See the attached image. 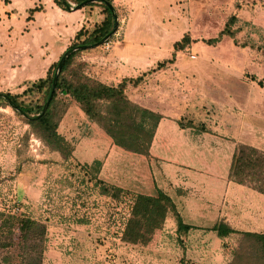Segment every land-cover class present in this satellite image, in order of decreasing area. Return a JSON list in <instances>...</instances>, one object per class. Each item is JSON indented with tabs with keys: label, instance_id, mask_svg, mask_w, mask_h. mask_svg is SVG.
<instances>
[{
	"label": "rangeland",
	"instance_id": "rangeland-1",
	"mask_svg": "<svg viewBox=\"0 0 264 264\" xmlns=\"http://www.w3.org/2000/svg\"><path fill=\"white\" fill-rule=\"evenodd\" d=\"M50 2L65 10L53 0L35 6V9L48 11L44 21L39 17L42 25L40 23L35 30L25 27L29 23L24 22L21 14H16L18 19L6 20L7 14L2 16L0 12L1 93L21 94L27 83L44 78L49 66L60 57L56 59L57 52L43 56V45H39V40L44 38L43 33L66 35L64 28L68 30L73 26L74 19H66L63 28V24L55 20ZM263 2L254 0L252 6L245 5L238 13L236 0H114L119 33L116 31L109 38L108 47L105 43L99 46L109 48L115 43L120 44V35L125 29L139 34L140 43L152 45L157 52L146 54L144 67L136 71L135 76L125 77L136 80L127 83L129 98L213 96L203 109L191 105L189 117L192 120L182 118L181 121L192 124L199 119L206 128L221 130L233 137H237L239 128L248 124L246 137L256 144H264ZM30 8L31 5L27 10V21L33 19ZM78 10L85 14L82 25L87 23L89 26L93 20L100 22L104 16L99 8H96L95 16L90 17L82 8ZM232 14L238 17L232 26L234 39L225 35L216 44H207L205 40L217 36ZM58 17L65 20V12ZM8 30L14 40L2 53V44L6 46L9 40ZM185 35L188 41L182 48L175 49L174 43ZM99 46L86 48L76 58L91 77L90 60L87 62L81 55L97 50ZM147 61L150 67L146 66ZM100 62L105 63L103 59H99ZM227 96H240V101L236 103L232 97L231 106ZM58 99L62 110L65 108L62 119L74 101L62 95ZM236 104L240 107L238 110ZM16 112L0 97V211L29 215L45 226V234L38 243L37 260H27L17 248L11 250L19 264H181L173 251L176 236L171 220L157 230L146 245L122 242L120 231L129 197L121 194L113 199L101 193L99 185L89 180L91 174L80 167L87 163L78 162L73 151L68 160L51 151ZM110 164L120 178L121 160ZM97 176L103 180L99 174ZM237 236L232 235L224 241L225 254L218 264H228L232 259ZM176 239L181 245L182 241ZM203 257L202 264H206L208 260Z\"/></svg>",
	"mask_w": 264,
	"mask_h": 264
},
{
	"label": "crops",
	"instance_id": "crops-1",
	"mask_svg": "<svg viewBox=\"0 0 264 264\" xmlns=\"http://www.w3.org/2000/svg\"><path fill=\"white\" fill-rule=\"evenodd\" d=\"M44 1L10 0L4 3L0 0V12L2 16L7 14L6 20L18 19L16 14H21L24 22L29 23V26L25 27L35 30L40 23L42 25L48 11L36 9L32 11L33 19L27 21V10L29 5L30 9H35V6ZM253 1L236 0L238 13L243 11L245 5L252 6ZM42 5L44 7V4ZM49 6L55 8L52 7L55 20H59L63 28L67 24L66 19H74L71 23L73 26H69L68 30L64 28L67 34L62 37L54 32L47 35L41 31L44 38L39 40V45H43V56L57 52V59L82 27L85 14L79 10L62 11L52 2ZM64 12L65 20L58 17ZM39 17L43 19L39 21ZM117 32L119 33V30ZM10 33V30L6 31L9 38L7 45L1 42L4 47L2 53L11 47V40H14ZM120 37V44L115 43L109 48L99 46L97 50L81 55L87 58V62L90 60L92 77L103 83L115 85L122 78L135 76L136 71L143 69L142 63L148 57L146 54L157 52V48L152 45L141 44L140 35L132 30H123ZM99 59H103L105 63H99ZM148 61L146 66L150 67ZM227 97L231 106L232 97L236 103L240 101V96ZM211 98L213 99V96H135L134 100L131 98L135 103L162 115L147 155L131 153L116 146L74 103L67 108L57 129L72 143L73 155L78 162L90 164L93 160H100L99 176L103 180L134 193L154 195L157 189H161L172 196L184 222L193 226L187 236L182 237V246L176 243L175 233V259L179 261L184 257L194 264H202L203 256L208 260L206 264L220 263L225 254L224 241L231 239L232 235L239 237L238 233H231L225 238L219 237L211 228L220 220L239 231H264V195L231 181L228 176L232 154L238 143H246L262 150L264 144H256L246 137L248 124L242 129L239 128L237 137H233L221 130L206 128L199 119L192 121L189 126H180L178 123L182 118L192 120L189 117L191 105L203 109ZM236 106L238 110L240 107L238 104ZM201 126L205 129H201ZM115 160H121L123 164L120 178L110 164Z\"/></svg>",
	"mask_w": 264,
	"mask_h": 264
},
{
	"label": "trees",
	"instance_id": "trees-1",
	"mask_svg": "<svg viewBox=\"0 0 264 264\" xmlns=\"http://www.w3.org/2000/svg\"><path fill=\"white\" fill-rule=\"evenodd\" d=\"M4 3L10 0H3ZM59 7L67 10V1L53 0ZM85 0H70L79 4ZM113 0H96L86 4L82 9L95 16L96 8L104 15L100 22L93 20L92 24L85 23L75 33L66 50L80 45L93 44L102 39L113 27L112 12L107 3ZM36 9H32L34 11ZM238 20L236 14L227 19L224 27L217 36L205 40L207 44L214 45L225 35L234 39L233 24ZM185 35L174 43V48H182L188 41ZM85 49H77L67 54L57 77L56 87L45 112L35 120L22 117L33 133L38 136L51 150L58 152L64 160L70 159L73 147L63 135L58 132L64 109L61 108L59 95L70 97L82 112L97 124L121 149L147 155L161 114L145 108L132 101L126 94L127 83H135L133 78H123L117 84H106L88 75L83 67L76 62V58ZM60 55V57L64 54ZM58 58V60L60 59ZM57 61L53 62L44 78L27 83L21 94H10L15 105L27 115H36L42 109L50 94L53 75ZM262 84L261 80H258ZM6 103V102H5ZM17 115L21 116L19 112ZM180 126H189L179 120ZM201 129H205L201 126ZM85 173H90L89 180L99 185L101 193L117 199L121 194L127 195L126 216L120 231V240L128 244L146 245L157 230L164 227L167 221L173 222L179 241L187 236L192 225L184 222L173 199L161 189L154 195L130 193L114 184H108L99 179L100 160H93L90 164H81ZM91 171V172H90ZM229 179L235 183L245 185L264 195V150L255 146L238 143L234 149L229 168ZM221 238L231 233L240 234L237 243L232 247V259L228 264H264V231H239L228 225L224 220L217 222L212 228ZM45 234V226L29 215H18L10 210L0 211V264H19L13 257L11 250L17 248L22 257L27 260H37L38 243ZM181 242V244H182ZM224 244V243H223ZM181 264H194L184 257Z\"/></svg>",
	"mask_w": 264,
	"mask_h": 264
},
{
	"label": "water",
	"instance_id": "water-1",
	"mask_svg": "<svg viewBox=\"0 0 264 264\" xmlns=\"http://www.w3.org/2000/svg\"><path fill=\"white\" fill-rule=\"evenodd\" d=\"M67 1V0H66ZM96 0H85L79 4H74L70 1H67V10H71V11H74V10H78V9H81L83 8L86 4L90 3V2H94ZM107 5L109 6L111 12H112V16H113V27L112 29L110 30V32H108L102 39H100L98 42H95L93 44H87V45H80V46H77V47H74L70 50H67L66 52H64V54L60 57V59L58 60L57 62V65L55 67V71H54V75H53V81H52V85H51V89H50V94L48 96V98L46 99L42 109L40 110L39 113H37L36 115L34 116H30V115H27L24 111H22L21 109H19L15 103L11 100L10 96L6 93H1L0 92V97L4 98L7 103L14 109L16 110L17 112H19L23 117L29 119V120H35L37 119L38 117H40L44 112L45 110L47 109L48 107V104L50 102V99L52 98V95H53V92L55 90V87H56V81H57V77L59 75V72L61 70V67H62V64H63V61L64 59L66 58L67 54L71 51H75L77 49H86V48H89V47H96V46H99L101 44H104L106 43L109 38L115 34V32L117 31V28H118V19H117V13H116V10L113 6V4L111 3H107Z\"/></svg>",
	"mask_w": 264,
	"mask_h": 264
},
{
	"label": "built area",
	"instance_id": "built-area-1",
	"mask_svg": "<svg viewBox=\"0 0 264 264\" xmlns=\"http://www.w3.org/2000/svg\"><path fill=\"white\" fill-rule=\"evenodd\" d=\"M109 42H106L105 45L108 47Z\"/></svg>",
	"mask_w": 264,
	"mask_h": 264
}]
</instances>
